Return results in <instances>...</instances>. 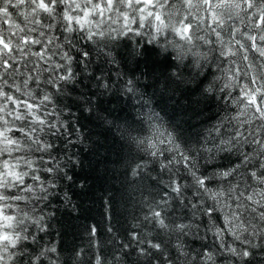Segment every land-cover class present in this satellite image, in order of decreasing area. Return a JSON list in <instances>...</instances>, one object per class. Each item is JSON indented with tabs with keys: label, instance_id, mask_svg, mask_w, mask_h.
<instances>
[{
	"label": "clouds",
	"instance_id": "1",
	"mask_svg": "<svg viewBox=\"0 0 264 264\" xmlns=\"http://www.w3.org/2000/svg\"><path fill=\"white\" fill-rule=\"evenodd\" d=\"M0 264H264V0H0Z\"/></svg>",
	"mask_w": 264,
	"mask_h": 264
}]
</instances>
